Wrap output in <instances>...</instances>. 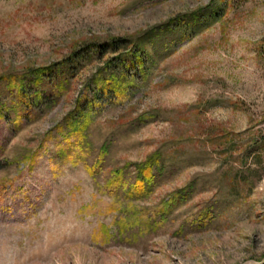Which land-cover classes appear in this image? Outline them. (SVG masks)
I'll use <instances>...</instances> for the list:
<instances>
[{"label": "rangeland", "instance_id": "374dc122", "mask_svg": "<svg viewBox=\"0 0 264 264\" xmlns=\"http://www.w3.org/2000/svg\"><path fill=\"white\" fill-rule=\"evenodd\" d=\"M0 264H264V0H0Z\"/></svg>", "mask_w": 264, "mask_h": 264}, {"label": "trees", "instance_id": "16d2710c", "mask_svg": "<svg viewBox=\"0 0 264 264\" xmlns=\"http://www.w3.org/2000/svg\"><path fill=\"white\" fill-rule=\"evenodd\" d=\"M203 15V16H202ZM199 16H195V20L196 22H201L202 20L204 21L205 19L207 20H212L213 17L216 18L218 15L217 13H214L212 15H206L204 16V14H202ZM211 16H213L211 18ZM209 21V22H210ZM111 48H114V45L111 46ZM123 61L119 63V67L127 68V62L130 57H128V55H126L125 57H123ZM116 69V67H114ZM126 72V71H125ZM78 131V130H77ZM78 136V140H81V135L78 132L76 134ZM84 142V145H82ZM81 143V141H78V144L76 143H72L71 146L73 145H79V148L76 149H71V146H68L67 148V154L68 157L71 158V160H74V162H77V160H82V159H87L89 157V151L87 149L88 145L85 146V141H83ZM77 149H79L77 155H74L77 152ZM59 154H63L65 155V153L62 151ZM108 154V152H106V154L102 155L103 157H99L98 160H96V162L94 163V165L92 166L91 171H89V174L94 177L96 179L97 174L102 170L103 165H104V161L106 158V155ZM151 157L149 158L146 162H144L143 164H137V166H135L136 171L132 173L131 178L128 179L127 175L124 173L123 169H118L116 171H114V173L109 174L108 175V184H106L105 187V191L107 193H109L110 195H115L117 194L119 197L123 196L124 200H132V201H136V200H140V199H145L147 196H149L152 191L154 190V188L157 186L158 184V179L161 177L162 171L161 169H165V166L163 165V160L160 158L159 161H157V159L159 158H154ZM156 159V160H155ZM151 162H156V163H160L161 166L159 168H151L150 164ZM89 165V163H88ZM150 169V170H149ZM150 171V172H149ZM134 174V175H133ZM120 193H122L123 195H120ZM180 199L185 198L186 196L189 195V193H186V191H182L180 194ZM179 199V200H180ZM175 202V201H174ZM174 202H172V204H174Z\"/></svg>", "mask_w": 264, "mask_h": 264}]
</instances>
